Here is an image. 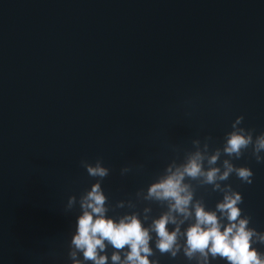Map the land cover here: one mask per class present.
I'll list each match as a JSON object with an SVG mask.
<instances>
[{"label":"water","instance_id":"water-1","mask_svg":"<svg viewBox=\"0 0 264 264\" xmlns=\"http://www.w3.org/2000/svg\"><path fill=\"white\" fill-rule=\"evenodd\" d=\"M0 264H264V0H0Z\"/></svg>","mask_w":264,"mask_h":264}]
</instances>
